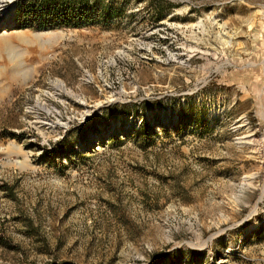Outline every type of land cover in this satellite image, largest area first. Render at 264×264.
Instances as JSON below:
<instances>
[{
	"label": "rangeland",
	"instance_id": "1",
	"mask_svg": "<svg viewBox=\"0 0 264 264\" xmlns=\"http://www.w3.org/2000/svg\"><path fill=\"white\" fill-rule=\"evenodd\" d=\"M1 9L0 264H264V0Z\"/></svg>",
	"mask_w": 264,
	"mask_h": 264
},
{
	"label": "bare ground",
	"instance_id": "2",
	"mask_svg": "<svg viewBox=\"0 0 264 264\" xmlns=\"http://www.w3.org/2000/svg\"><path fill=\"white\" fill-rule=\"evenodd\" d=\"M8 0H0V13L2 12V7L4 6V4L7 2ZM0 18H2V16H0ZM147 50H149V49H147ZM61 86H63V84L61 85Z\"/></svg>",
	"mask_w": 264,
	"mask_h": 264
}]
</instances>
